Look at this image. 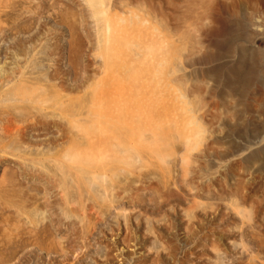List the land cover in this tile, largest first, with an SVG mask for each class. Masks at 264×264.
<instances>
[{
	"label": "rangeland",
	"instance_id": "obj_1",
	"mask_svg": "<svg viewBox=\"0 0 264 264\" xmlns=\"http://www.w3.org/2000/svg\"><path fill=\"white\" fill-rule=\"evenodd\" d=\"M191 1L0 0V264H264V0Z\"/></svg>",
	"mask_w": 264,
	"mask_h": 264
},
{
	"label": "bare ground",
	"instance_id": "obj_2",
	"mask_svg": "<svg viewBox=\"0 0 264 264\" xmlns=\"http://www.w3.org/2000/svg\"><path fill=\"white\" fill-rule=\"evenodd\" d=\"M187 1H188V3H187V2H185V3H186V4H189V1H190V0H187ZM194 1H197V0H192L191 3L194 2ZM203 1H204V3H205V0H202L201 2H203ZM198 2H200V1H198ZM198 2H196V3H198ZM206 2H209V0H207ZM210 2H211V1H210ZM191 3H190V4H191ZM204 3H203V4H204ZM199 4H202V3H199ZM216 4H217V3H216ZM193 5H194V4H193ZM214 5H215V4H214ZM187 6H188V5H187ZM217 6H218V5H217ZM217 6H214V8H217ZM193 12H194V11H193ZM192 14H193V13H192ZM194 16H195V15H194ZM262 34H263V33H262ZM262 34H260V35L262 36ZM259 38H260V37H259ZM259 38H258V39H259ZM263 38H264V37H263ZM255 39H256V38H255ZM147 55H148V54H147ZM149 56H150V55H149ZM151 60H152V59H151ZM130 65H131V64H130ZM170 89H171V88H170ZM172 89H173V88H172ZM161 94H162V93H161ZM170 100H171V99H170ZM183 118H184V117H183ZM105 121L107 122L106 119L104 120V122H105ZM183 123H184V122H183ZM183 123L180 124V127H181V129H182L183 131H187L188 128L185 126V123H184V124H183ZM260 199H261V198H260ZM235 200H236V199H235ZM259 202H260V201H259ZM235 203H236V202H235ZM237 210L240 211L241 208H240V209H237ZM237 210H236V211H237ZM242 211H243V210H242ZM237 214H238V213H237ZM39 220H40V218H39ZM263 229H264V227H263ZM263 233H264V231H263ZM257 245H258L260 251H262V252L264 253V239L261 240V241L259 240V242L257 243Z\"/></svg>",
	"mask_w": 264,
	"mask_h": 264
}]
</instances>
